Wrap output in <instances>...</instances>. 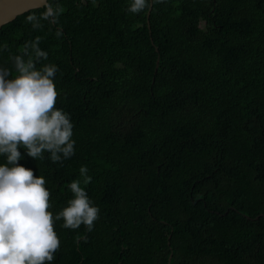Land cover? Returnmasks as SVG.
<instances>
[{"label":"trees","instance_id":"1","mask_svg":"<svg viewBox=\"0 0 264 264\" xmlns=\"http://www.w3.org/2000/svg\"><path fill=\"white\" fill-rule=\"evenodd\" d=\"M51 2L54 25L33 30L39 7L0 26L13 76L11 58L41 37L37 67L57 66L73 124L70 158L19 146L17 163L45 178L54 217L86 166L100 210L91 232L55 221L50 264H264V0L154 2L149 29L130 0Z\"/></svg>","mask_w":264,"mask_h":264},{"label":"clouds","instance_id":"2","mask_svg":"<svg viewBox=\"0 0 264 264\" xmlns=\"http://www.w3.org/2000/svg\"><path fill=\"white\" fill-rule=\"evenodd\" d=\"M163 0H130L127 11L138 14ZM44 9L26 17L33 30L43 27L41 21L56 24L63 9L51 0H39ZM57 36L60 35L57 31ZM41 37L25 42L20 54L13 56L16 75L0 67V264H50L60 248L54 223L78 229L84 225L91 232L99 217V208L89 199L85 186L91 182L88 168L81 166L83 178L73 180L68 187L73 198L53 216L49 210L50 192L43 176L20 166L18 151L23 146L32 158H44L58 163L74 155L73 124L70 115L56 107L58 92L54 83L57 66L42 64L48 59L40 48Z\"/></svg>","mask_w":264,"mask_h":264},{"label":"water","instance_id":"3","mask_svg":"<svg viewBox=\"0 0 264 264\" xmlns=\"http://www.w3.org/2000/svg\"><path fill=\"white\" fill-rule=\"evenodd\" d=\"M39 0H0V26L11 21L15 16L34 8H39ZM150 8L146 10V26L149 29L148 25V15ZM149 34V31H148ZM151 42V38L149 37ZM156 50V48H154ZM157 59L155 60L154 70L156 69ZM259 215L255 216L257 218ZM248 218V216H245ZM170 254L168 255L169 260ZM168 264V261H167Z\"/></svg>","mask_w":264,"mask_h":264}]
</instances>
